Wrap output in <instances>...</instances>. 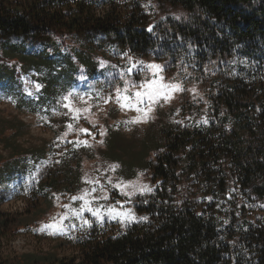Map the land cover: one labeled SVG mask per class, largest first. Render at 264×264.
Listing matches in <instances>:
<instances>
[{
	"label": "trees",
	"instance_id": "trees-1",
	"mask_svg": "<svg viewBox=\"0 0 264 264\" xmlns=\"http://www.w3.org/2000/svg\"><path fill=\"white\" fill-rule=\"evenodd\" d=\"M13 1L0 2V36L41 43L37 50L26 41L0 45V92L19 110L51 112L81 68L96 74L95 45L83 39L89 35H104L130 56L154 52L171 69L195 65L209 101L208 126H173L154 146L143 142L136 151L121 143L120 134L110 135L106 157L127 169L128 178L150 171L155 187L152 195L131 200L113 191L112 202L146 214L147 223L118 235L103 229L76 234L73 256L30 262L264 264V223L252 222L247 204L239 205L240 196L264 204V0H156L152 20L138 7L121 20L114 11L97 14L92 1ZM31 72V81L43 86L42 99L24 93L22 79ZM0 130L5 134L7 125ZM14 168L2 166L0 178ZM9 227L0 212V248Z\"/></svg>",
	"mask_w": 264,
	"mask_h": 264
},
{
	"label": "rangeland",
	"instance_id": "rangeland-1",
	"mask_svg": "<svg viewBox=\"0 0 264 264\" xmlns=\"http://www.w3.org/2000/svg\"><path fill=\"white\" fill-rule=\"evenodd\" d=\"M85 1L94 3L93 10L97 14L114 11V18L121 20H125L131 10L137 7L152 20L159 9L156 0ZM13 2L19 3L20 0ZM83 39L85 43L92 42L95 45V56L98 57L97 72L91 75L86 68H81L76 86L60 99L57 107L51 112L45 109L46 113L37 117L24 114L26 112L20 110L24 112L22 114L15 108L16 102L0 92V125L8 127L5 134L0 130V144L10 140L8 142L14 147V151L1 150L0 168L10 164L16 167L0 178V212L7 214L11 223L6 238L2 240L0 264H32L30 261L33 257L68 258L73 256L70 240L76 234L103 229L109 234L118 235L133 224L147 223L149 217L146 214L138 213L133 207L125 208L112 202L113 191L131 200L152 195L155 187L150 171L138 170L133 178H128L127 169L106 157L110 135L113 132L120 134L123 137L121 143L129 148L132 146L134 150L137 147L138 151L143 142L151 146L161 143L164 139L163 133L173 126L199 127L210 124L209 101L199 84L195 65L182 62L183 67L171 69L168 61L156 60L154 52L146 58L134 57L114 41L107 40L104 35L94 38L89 35ZM23 41H26L24 37L0 36V45L20 44ZM26 42L34 50L41 46L40 42ZM66 42L72 45L75 41ZM133 64L136 67L129 73L127 70ZM151 64L163 68L159 75L163 77L164 83L179 85L182 90L173 92L167 101L163 98L155 103L145 101L139 105L142 112H137L134 108L122 109L115 100L117 89L123 91L128 88L130 93L135 92L137 89L132 88V84H143L146 79L153 78L152 70L147 67ZM34 76L36 73L31 72L22 79L29 93L40 90L39 85L31 81ZM110 96L113 99L108 100ZM1 97L7 99L3 100ZM66 97L68 99H65ZM80 97L84 99L81 100ZM65 104L70 107H64ZM70 108L80 109V112L77 114L70 111ZM77 115L78 118L73 119ZM138 117L140 122H134ZM69 124L72 125V130L67 127ZM11 126L22 131L17 133L9 129ZM38 126L44 129H38ZM31 127H34V130ZM80 129H87L92 136L86 140L85 132ZM25 132L30 134V139L16 144L15 137ZM46 144L52 147V154L48 159L43 156ZM28 148L34 152L29 153L31 151L27 150ZM156 155L155 151L152 152L150 159ZM95 181H99V184ZM145 186L151 191H147ZM101 187L103 192L100 191ZM93 188L97 191L92 192ZM86 191L88 199L105 194L108 196V199L94 200L92 204L93 207H100L105 213L103 221H98L88 212L83 213L91 222V227L82 226V221L71 212V209H79L83 203L80 200L73 201L72 197L84 195ZM244 198L245 196H240L239 205L247 204L248 210H251L248 212L249 219L254 223H264V204L245 202ZM66 205L69 207L66 208ZM110 206H115L121 212H130L137 219L131 222H128L127 217L118 216L113 219L107 215ZM65 214L69 217L63 221L66 234L51 235L48 231L41 230L44 225L52 223L54 218L58 219ZM140 217H147V220H139ZM73 225L75 227H72Z\"/></svg>",
	"mask_w": 264,
	"mask_h": 264
},
{
	"label": "snow or ice",
	"instance_id": "snow-or-ice-1",
	"mask_svg": "<svg viewBox=\"0 0 264 264\" xmlns=\"http://www.w3.org/2000/svg\"><path fill=\"white\" fill-rule=\"evenodd\" d=\"M149 31H151V28H149ZM136 65L133 64L132 67H130L127 71L129 73L132 72V69L135 68ZM149 69L152 70V79H146L143 84H132V88L137 89L135 92H129L128 88H125L123 91L120 89H117V94L115 96L116 103L121 106V108H129V109H135L137 112H142L143 110L139 107L140 104H144L145 101H149L151 103L157 102L160 98H163L164 100H169L172 97V93L175 91H181L179 85L174 84H166L163 82V77L159 74L163 71V68L160 65L151 64L147 66ZM81 79H85L84 77H81ZM65 99H68L67 97ZM81 100H83V97H80ZM113 99V97H108V100ZM107 102V101H106ZM64 107H70L69 104H65ZM149 111L151 108L149 107ZM70 111H74L77 114L80 112V109H71ZM144 116L146 118L147 113H144ZM77 116H74L73 119H77ZM134 122H140V118L138 117ZM70 130H72V125L69 124L67 126ZM81 132L87 133V129H80ZM90 134V133H89ZM115 168L116 166H112ZM95 183L99 184V181H95ZM113 187H119V185H113ZM147 191H151L150 188H147L145 186ZM97 189L93 188L92 192H96ZM101 192L104 191V189L101 187ZM125 195H130V193H123ZM88 196L87 191L84 195H81L79 197H72L73 201L80 200L83 203L81 204V207L79 209H71L72 214L82 221V226L87 225L91 227V222L86 219L83 216L84 212H88L91 214L92 217H95L98 221H103L105 213L102 212L100 207H93V201H98L100 199H108V196L101 195V196H93L91 199L86 198ZM68 208L69 206H65ZM123 207V205H121ZM107 215L111 216L113 219L116 217H127L128 222H131L132 220H135L134 216L130 214V212H121L116 209L115 206H110L107 209ZM68 215L65 214L64 216L57 218H54L52 223L44 225L41 229L42 231H48L51 235H63L66 234V228L63 225V221L68 219ZM139 220H147V217H140ZM123 223V220L121 221ZM72 227H75L73 225Z\"/></svg>",
	"mask_w": 264,
	"mask_h": 264
},
{
	"label": "built area",
	"instance_id": "built-area-1",
	"mask_svg": "<svg viewBox=\"0 0 264 264\" xmlns=\"http://www.w3.org/2000/svg\"><path fill=\"white\" fill-rule=\"evenodd\" d=\"M1 99H7V98H4V97H1ZM10 99V98H9ZM7 101V100H6ZM14 106H15V108L16 109H18L17 107H16V105L14 104ZM19 110V109H18ZM20 111V110H19ZM21 112V111H20ZM22 114L24 113V112H21ZM24 114H29V116H41L40 114H35V113H30V112H26V113H24ZM53 114H57V113H53ZM35 127V126H34ZM34 127L32 128L33 130H34ZM38 129H44L42 126H38ZM27 133V132H26ZM23 134V135H20V136H17L16 137V139H15V143L16 144H20L22 141H25V140H29L30 139V134ZM1 150H10V148H7L6 147V145L5 144H0V152H1ZM27 150H30L31 152H29V153H32V152H34L33 150H31V149H27ZM43 150H44V154H43V156H44V159H48V158H50V155L52 154L51 152H52V147H51V145H49V144H46L45 146H44V148H43ZM31 160H33V159H30V161Z\"/></svg>",
	"mask_w": 264,
	"mask_h": 264
},
{
	"label": "crops",
	"instance_id": "crops-1",
	"mask_svg": "<svg viewBox=\"0 0 264 264\" xmlns=\"http://www.w3.org/2000/svg\"><path fill=\"white\" fill-rule=\"evenodd\" d=\"M76 84H77V82H76ZM76 84L74 85V87L76 86ZM73 87V88H74ZM39 88H40V90L39 91H37V92H32V93H29V92H27L26 91V89L24 90V93L26 94V96L28 97V98H31V99H35V100H39V99H42V98H44L45 97V94L42 92V89H43V86H41V85H39ZM72 88V89H73ZM71 90V89H70ZM69 90V91H70ZM68 91V92H69ZM67 92V93H68ZM67 93H65V94H63L62 96H60L59 98H58V102H57V105L59 104V101H60V99L61 98H63ZM45 109H47V107H44L43 108V111L45 110ZM87 140V139H86ZM34 162V160H31V162Z\"/></svg>",
	"mask_w": 264,
	"mask_h": 264
}]
</instances>
